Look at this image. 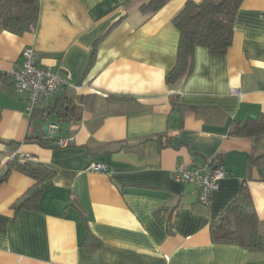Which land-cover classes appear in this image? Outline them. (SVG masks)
<instances>
[{"label": "crops", "instance_id": "obj_1", "mask_svg": "<svg viewBox=\"0 0 264 264\" xmlns=\"http://www.w3.org/2000/svg\"><path fill=\"white\" fill-rule=\"evenodd\" d=\"M189 1L204 0H170L153 15L150 0H39L35 32L0 31V178L15 159L55 172L37 209L16 206L35 185L19 167L0 182V264H264V250L211 235L243 186L264 229V131L232 134L264 124V0H244L226 54L198 48L193 74L169 85L173 21ZM30 47L69 82L51 101L70 107L64 122L29 117L8 80ZM47 120L73 144L56 146ZM217 157L227 176L203 205L174 172ZM87 234L100 245H85Z\"/></svg>", "mask_w": 264, "mask_h": 264}, {"label": "trees", "instance_id": "obj_2", "mask_svg": "<svg viewBox=\"0 0 264 264\" xmlns=\"http://www.w3.org/2000/svg\"><path fill=\"white\" fill-rule=\"evenodd\" d=\"M169 1L150 0L149 3L142 4V8L153 15ZM243 2L244 0H204L201 3H186L173 21L179 30L180 41L176 64L166 76L167 84L174 85L193 74L198 48H206L220 55L227 53L233 43L234 24ZM39 18V0H0V31L18 36L33 33L38 27ZM53 113L64 122L70 118L71 110L69 106L56 105L36 114L48 117ZM254 131L263 132L264 124L259 122L255 127L249 125L246 128L238 124L232 134L242 136ZM253 161L257 163L258 160L256 158ZM15 166L35 182L16 206L20 209H37L42 193L53 184L55 172L30 158L22 161L15 159L2 173L0 182L7 179ZM211 235L215 244L237 245L250 251L264 250V229L246 186H243L238 197L213 224ZM84 244L93 247L100 245L92 234H87Z\"/></svg>", "mask_w": 264, "mask_h": 264}, {"label": "built area", "instance_id": "obj_3", "mask_svg": "<svg viewBox=\"0 0 264 264\" xmlns=\"http://www.w3.org/2000/svg\"><path fill=\"white\" fill-rule=\"evenodd\" d=\"M14 91L26 99L25 111L29 117L47 111L51 101L69 85L62 69L54 70L41 67L34 48H27L22 53L21 62L7 74ZM73 144V138H59L56 146L66 148ZM89 170L105 173L108 166L101 162L92 163ZM176 180L194 185L199 191V201L208 205L219 184L227 176L222 158L192 168L179 167L174 172Z\"/></svg>", "mask_w": 264, "mask_h": 264}, {"label": "water", "instance_id": "obj_4", "mask_svg": "<svg viewBox=\"0 0 264 264\" xmlns=\"http://www.w3.org/2000/svg\"><path fill=\"white\" fill-rule=\"evenodd\" d=\"M53 125H55L57 127L55 133L50 132L51 126H53ZM62 127H63L62 123H55V122H52L50 120H47L45 125H44V128H43V133L48 137H51L54 139H59ZM261 175L264 176V173L262 171H261Z\"/></svg>", "mask_w": 264, "mask_h": 264}]
</instances>
